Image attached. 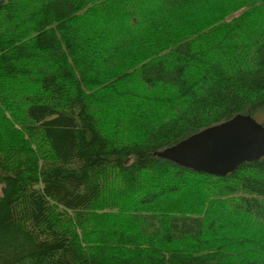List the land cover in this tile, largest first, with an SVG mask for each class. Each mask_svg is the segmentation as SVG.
I'll use <instances>...</instances> for the list:
<instances>
[{
	"label": "trees",
	"instance_id": "obj_1",
	"mask_svg": "<svg viewBox=\"0 0 264 264\" xmlns=\"http://www.w3.org/2000/svg\"><path fill=\"white\" fill-rule=\"evenodd\" d=\"M264 125V0H0V264H264V156L163 151Z\"/></svg>",
	"mask_w": 264,
	"mask_h": 264
},
{
	"label": "water",
	"instance_id": "obj_2",
	"mask_svg": "<svg viewBox=\"0 0 264 264\" xmlns=\"http://www.w3.org/2000/svg\"><path fill=\"white\" fill-rule=\"evenodd\" d=\"M157 154L197 171L225 176L243 162L264 156V125L249 114H236Z\"/></svg>",
	"mask_w": 264,
	"mask_h": 264
}]
</instances>
